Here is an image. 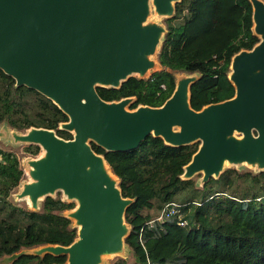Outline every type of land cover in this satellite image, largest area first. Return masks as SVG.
Here are the masks:
<instances>
[{
  "label": "water",
  "instance_id": "obj_1",
  "mask_svg": "<svg viewBox=\"0 0 264 264\" xmlns=\"http://www.w3.org/2000/svg\"><path fill=\"white\" fill-rule=\"evenodd\" d=\"M178 1L0 0V69L17 86L51 99L68 116L59 129L72 134L65 139L54 129L36 126L11 132L14 142L43 149L26 159L30 180L15 198L26 200L32 210L57 191L76 201L65 214L75 221L76 238L29 253L64 254L63 264H100L104 255L124 251L129 233L124 213L132 199L122 196L118 177L91 141L111 151L135 149L149 134L173 146L198 141L181 177L202 173L201 184L234 165L264 170L263 0H249L259 40L231 58L232 97L193 109L189 88L197 75L185 73L160 106L130 109L132 96L106 101L97 93L98 86L117 88L131 76L153 72L159 62L152 56L166 27L148 18L152 9L157 16H172Z\"/></svg>",
  "mask_w": 264,
  "mask_h": 264
},
{
  "label": "trees",
  "instance_id": "obj_2",
  "mask_svg": "<svg viewBox=\"0 0 264 264\" xmlns=\"http://www.w3.org/2000/svg\"><path fill=\"white\" fill-rule=\"evenodd\" d=\"M174 7V14L164 19L166 32L156 54L161 68L148 77L131 76L117 88L96 87L103 100L132 96L130 109L139 104L160 106L174 90L176 73L197 75L189 88L195 110L233 96L228 78L231 58L259 40L252 30L250 1L180 0ZM67 120L51 99L17 86L0 69V123L17 130L54 129L58 136L70 139V132L59 129ZM90 145L118 177L122 196L132 199L124 213L129 255L110 264H264V170L227 167L199 185L193 177H181L198 141L173 146L149 134L131 150H105L92 141ZM38 150L36 144L24 147L31 154ZM22 178L16 151L1 146L0 260L63 264L64 254L40 256L27 250L45 244L69 245L77 228L63 212L74 203L46 196L37 210L19 205L11 194ZM170 201L181 205L184 225L175 216L146 224Z\"/></svg>",
  "mask_w": 264,
  "mask_h": 264
},
{
  "label": "rangeland",
  "instance_id": "obj_3",
  "mask_svg": "<svg viewBox=\"0 0 264 264\" xmlns=\"http://www.w3.org/2000/svg\"><path fill=\"white\" fill-rule=\"evenodd\" d=\"M148 19L151 20V21H155V22L161 23V24H163L165 26V20H164L165 17H163V16H157L154 13L153 9H152V11H151L150 16H149ZM152 58L154 60H157L156 55L152 56ZM160 68H161L160 67V64L158 63L157 67H155L154 69L150 70L149 73H151L154 70L160 69ZM182 74L183 73H176L175 76L177 78V77H179ZM128 108H129V105H128ZM0 130H2V131L5 132V135L0 137V147L1 146H5V147H8V148H11V149L15 150L16 153H17V155H18V157H19V160H20V166L23 169V178H22L19 186L11 194V198H12V200L14 202L19 203V205L25 206V207H27V208L30 209L31 207L29 206V204L27 203L26 200H24V199L23 200H17L15 198V193H17L21 189V186H22V183L23 182L30 180V177L26 174V169H27L26 159H28L29 157H37V156L41 155L42 149L39 146V150H38V152L36 154L27 153V152L24 151V147L26 145H28V144L21 143V142H14L13 141V138L11 136V132L12 131L24 132L25 130L13 129L10 126H8L6 124H3V123H0ZM232 167H235L237 169H240L241 171H243L244 169L257 170L256 167H253V166H250V165H246V164L234 165ZM201 177H202V173H198V174H195L193 176V178L199 183V185H201ZM53 197H60V198H64L66 200V198L64 197V195H63V193L61 191L55 192L53 194ZM41 202H42V200L39 201V206L41 205ZM68 202H71V201H68ZM72 202L74 203V207H75L76 206V201H72ZM73 208L68 209V210H65L63 213L66 214L69 211H71ZM71 220H72L73 225H75L74 219L71 218ZM127 255H129V251H128L127 246L124 245V251L121 254H108V255H104L102 257V261H101L100 264H110L111 261L114 260L116 257H119V256H122L123 257V256H127Z\"/></svg>",
  "mask_w": 264,
  "mask_h": 264
},
{
  "label": "built area",
  "instance_id": "obj_4",
  "mask_svg": "<svg viewBox=\"0 0 264 264\" xmlns=\"http://www.w3.org/2000/svg\"><path fill=\"white\" fill-rule=\"evenodd\" d=\"M180 207L181 205L177 202H174V201L167 202L164 204L162 209L159 211L158 215L155 218L147 221L146 224H148L149 226H153L156 222L162 223L166 219L175 216V217H178L179 224L184 225L185 221L181 219Z\"/></svg>",
  "mask_w": 264,
  "mask_h": 264
},
{
  "label": "crops",
  "instance_id": "obj_5",
  "mask_svg": "<svg viewBox=\"0 0 264 264\" xmlns=\"http://www.w3.org/2000/svg\"><path fill=\"white\" fill-rule=\"evenodd\" d=\"M10 260H11V257H7L5 259L0 260V263L5 264V263H8Z\"/></svg>",
  "mask_w": 264,
  "mask_h": 264
},
{
  "label": "bare ground",
  "instance_id": "obj_6",
  "mask_svg": "<svg viewBox=\"0 0 264 264\" xmlns=\"http://www.w3.org/2000/svg\"><path fill=\"white\" fill-rule=\"evenodd\" d=\"M41 149H42V148H41ZM42 153H43V149H42ZM42 153H41V154H42Z\"/></svg>",
  "mask_w": 264,
  "mask_h": 264
}]
</instances>
